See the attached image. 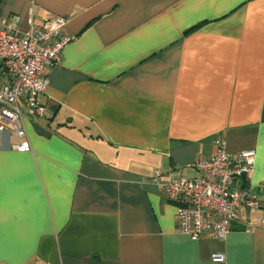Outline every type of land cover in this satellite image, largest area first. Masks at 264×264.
<instances>
[{
  "label": "crops",
  "instance_id": "1",
  "mask_svg": "<svg viewBox=\"0 0 264 264\" xmlns=\"http://www.w3.org/2000/svg\"><path fill=\"white\" fill-rule=\"evenodd\" d=\"M31 8L76 39L48 113L22 104L31 150L0 131V264H264V191L226 238L193 240L160 187L220 138L264 184V0H0V22L27 30Z\"/></svg>",
  "mask_w": 264,
  "mask_h": 264
},
{
  "label": "built area",
  "instance_id": "2",
  "mask_svg": "<svg viewBox=\"0 0 264 264\" xmlns=\"http://www.w3.org/2000/svg\"><path fill=\"white\" fill-rule=\"evenodd\" d=\"M28 23V29L21 31L13 22H0V131L18 136L13 147L19 151L31 150L26 130L19 125L22 104L37 117L48 113L40 95L49 87L50 69L61 65L65 47L76 39L67 33L63 16L50 15L36 22L31 8ZM216 145L214 154L192 164L196 176L172 177L160 184L165 198L177 204L180 232L193 240L203 235L226 238L242 207L261 205L264 184L252 182L256 151H230L222 138ZM212 258L222 262L225 255L215 253Z\"/></svg>",
  "mask_w": 264,
  "mask_h": 264
},
{
  "label": "trees",
  "instance_id": "3",
  "mask_svg": "<svg viewBox=\"0 0 264 264\" xmlns=\"http://www.w3.org/2000/svg\"><path fill=\"white\" fill-rule=\"evenodd\" d=\"M193 29H195V27H192V28L188 29V30L186 31V33L192 31Z\"/></svg>",
  "mask_w": 264,
  "mask_h": 264
}]
</instances>
